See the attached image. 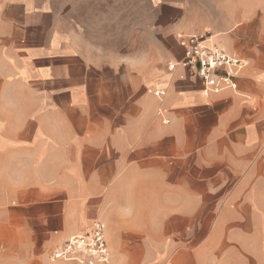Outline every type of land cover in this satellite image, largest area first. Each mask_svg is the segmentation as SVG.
<instances>
[{"label": "crops", "instance_id": "0c3cea01", "mask_svg": "<svg viewBox=\"0 0 264 264\" xmlns=\"http://www.w3.org/2000/svg\"><path fill=\"white\" fill-rule=\"evenodd\" d=\"M181 6L1 2L4 264L62 263L96 221L111 264H264V0L213 34ZM205 31L246 64L236 90L183 65L179 35Z\"/></svg>", "mask_w": 264, "mask_h": 264}, {"label": "built area", "instance_id": "2783aa9c", "mask_svg": "<svg viewBox=\"0 0 264 264\" xmlns=\"http://www.w3.org/2000/svg\"><path fill=\"white\" fill-rule=\"evenodd\" d=\"M211 36L209 31L194 36L179 35L181 46L185 49L183 65L192 76L202 81L204 91L219 94L225 89H237L236 79L246 64L228 55L224 50L209 47L205 43ZM174 65H170L173 69ZM154 95L162 100L166 91H155ZM164 110H159L160 116ZM164 123L168 120L163 119ZM54 261H65L76 264H110L111 253L106 240L105 225L96 221L92 230L86 234L72 237L60 246L52 255Z\"/></svg>", "mask_w": 264, "mask_h": 264}, {"label": "rangeland", "instance_id": "374dc122", "mask_svg": "<svg viewBox=\"0 0 264 264\" xmlns=\"http://www.w3.org/2000/svg\"><path fill=\"white\" fill-rule=\"evenodd\" d=\"M9 0H0L7 2ZM163 1V0H161ZM168 2L181 3L182 15L179 20H182L184 27L192 33L197 29L208 28L213 34V29L227 25L229 22L237 21L241 15V9L245 7L254 6L256 0H167ZM232 57V56H231ZM236 58V57H234ZM238 59V58H236ZM62 263L48 264H76L72 262L57 261ZM64 262V263H63ZM0 264H4L3 259L0 258ZM40 264H46L40 262ZM111 264V262H110ZM146 264V263H136ZM175 264V263H169ZM181 264H194V263H181ZM230 264H242L240 262H233Z\"/></svg>", "mask_w": 264, "mask_h": 264}]
</instances>
